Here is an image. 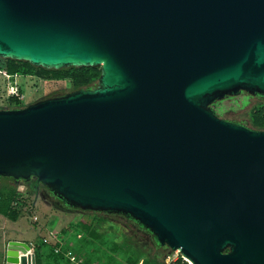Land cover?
<instances>
[{
    "label": "water",
    "instance_id": "water-1",
    "mask_svg": "<svg viewBox=\"0 0 264 264\" xmlns=\"http://www.w3.org/2000/svg\"><path fill=\"white\" fill-rule=\"evenodd\" d=\"M0 57L100 66L0 108V176L122 213L193 264H264V129L210 107L264 96V0H0ZM6 244L5 264H35Z\"/></svg>",
    "mask_w": 264,
    "mask_h": 264
},
{
    "label": "rangeland",
    "instance_id": "rangeland-1",
    "mask_svg": "<svg viewBox=\"0 0 264 264\" xmlns=\"http://www.w3.org/2000/svg\"><path fill=\"white\" fill-rule=\"evenodd\" d=\"M5 58L0 57V108L10 107L7 99L11 95H17L21 100L22 107L29 103L52 96H59L69 92L67 80H43L32 76H12L5 73L2 69ZM260 103H264V96L257 93L240 91L236 95H228L217 101L210 107L218 109L216 115L221 118L243 124L249 127V112ZM22 200L18 203L16 209L19 211V217L12 221L0 214V264H5L6 244L12 240L25 241L33 243L36 238L46 239V243L52 245L61 240V243L68 240L72 248H77L79 241L73 236L72 227L79 220H91L93 223L99 215L115 218L110 223L115 227L118 234L117 240L121 238V232L126 230V223L130 229L136 232L141 240L154 251H159L161 256L172 253L168 247L159 245L153 234L139 224L128 220L122 213H93L90 210L66 207L62 201L50 193V191L41 183H36L32 188L27 189L23 181L15 182ZM67 228L66 233L61 234L62 229ZM70 228L71 230H69ZM53 234L55 236H53ZM64 236V239L61 238ZM79 237V236H78ZM161 257V258H162ZM105 261H92L84 263L81 256L74 259L76 264H109L107 257ZM118 260L114 264H119Z\"/></svg>",
    "mask_w": 264,
    "mask_h": 264
},
{
    "label": "trees",
    "instance_id": "trees-1",
    "mask_svg": "<svg viewBox=\"0 0 264 264\" xmlns=\"http://www.w3.org/2000/svg\"><path fill=\"white\" fill-rule=\"evenodd\" d=\"M1 67L6 74L9 73L12 76H32L38 79L55 81L67 80L69 91L95 86L100 75V66H71L52 69L34 66L28 61L11 58H5L4 64ZM7 102L10 107H19L21 105V100L17 95L9 96ZM215 103L217 104V102ZM217 110L214 109V112L216 113ZM249 127L264 129V103H260L249 112ZM3 177L13 179L9 176ZM23 183L29 189L40 182L37 179H29L23 181ZM53 196L56 200L61 201L57 196ZM20 200H22V197L16 185H12L7 181L0 182L1 215L12 221H16L20 215L16 209L17 204L21 202ZM125 216L128 220L139 224L131 217ZM112 219L115 220L113 215H99L94 223L91 220H79L72 227V234L79 241L77 248H72L68 240L64 243H61L60 240L50 245L44 241V237L36 238L33 242L35 264H76L74 263V259L76 257L78 259L81 256L84 259V263H90L95 260L105 261V257H107V263L109 264H114L118 260H121L119 264H134L137 262H142V264L161 263V253L147 247L139 235L131 230L127 223L125 224L126 230L120 233L121 238L117 240L118 234L115 231L116 229L110 223ZM139 226L142 225L139 224ZM68 229L71 230L70 228ZM62 230L61 234L68 231L67 228ZM61 238L64 239V236L61 235ZM68 252H70L69 255L67 254ZM71 256H73V260H71Z\"/></svg>",
    "mask_w": 264,
    "mask_h": 264
},
{
    "label": "built area",
    "instance_id": "built-area-1",
    "mask_svg": "<svg viewBox=\"0 0 264 264\" xmlns=\"http://www.w3.org/2000/svg\"><path fill=\"white\" fill-rule=\"evenodd\" d=\"M53 236L55 235L53 234ZM44 241L46 242V239H44ZM28 245H29V249L26 251V255L30 257V255L34 254L33 243H28ZM67 254L69 255L70 252H68ZM70 258L71 260H73V256H71ZM12 264H19V263L13 262ZM134 264H142V262H137ZM160 264H193V263L186 257L182 256L178 251H173L172 253H169L164 257H162Z\"/></svg>",
    "mask_w": 264,
    "mask_h": 264
},
{
    "label": "crops",
    "instance_id": "crops-1",
    "mask_svg": "<svg viewBox=\"0 0 264 264\" xmlns=\"http://www.w3.org/2000/svg\"><path fill=\"white\" fill-rule=\"evenodd\" d=\"M2 181H7L10 184L15 185V183L13 181H11V179H9L7 177L0 176V182H2Z\"/></svg>",
    "mask_w": 264,
    "mask_h": 264
},
{
    "label": "flooded vegetation",
    "instance_id": "flooded-vegetation-1",
    "mask_svg": "<svg viewBox=\"0 0 264 264\" xmlns=\"http://www.w3.org/2000/svg\"><path fill=\"white\" fill-rule=\"evenodd\" d=\"M260 95V94H259ZM60 96V95H59ZM263 96V95H262ZM233 122V121H232ZM15 182H17V181H25V180H23V179H13ZM30 180H35V178H30Z\"/></svg>",
    "mask_w": 264,
    "mask_h": 264
}]
</instances>
